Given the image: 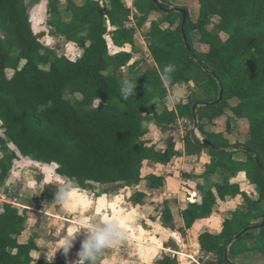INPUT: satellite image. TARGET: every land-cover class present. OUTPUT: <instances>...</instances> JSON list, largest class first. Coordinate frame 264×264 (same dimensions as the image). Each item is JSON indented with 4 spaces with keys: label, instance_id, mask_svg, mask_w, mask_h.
I'll return each mask as SVG.
<instances>
[{
    "label": "trees",
    "instance_id": "trees-1",
    "mask_svg": "<svg viewBox=\"0 0 264 264\" xmlns=\"http://www.w3.org/2000/svg\"><path fill=\"white\" fill-rule=\"evenodd\" d=\"M44 1L48 34L74 44L80 55L71 61L41 43V35L31 27L27 0H0V147L6 151L10 144L23 158L55 165L57 176L75 178L81 189L91 183L132 186L140 181L144 160L167 164L175 154L169 139L162 152L145 147L142 138L148 126L154 121V126L166 128L177 117L191 118L192 106L197 104V129L211 146L188 140L187 154L206 149L214 161L202 176L224 175L208 188H197L198 200L180 212L184 228L209 218L217 201L240 196L241 208L223 220L219 233L197 236L200 252L212 255L200 264H234V256L263 254L264 226L235 237L259 225L264 213V0H195V19L180 8L186 12L184 21L170 7V0H132L133 11L124 0L103 4L84 0L81 5L67 0L64 6L57 0ZM153 13L162 17L150 23L144 39L155 68L131 70L124 79L105 74L117 72L131 60L129 53L109 55L105 37L116 47L132 46L136 31ZM212 17L218 22L213 23ZM131 19L133 26H129ZM195 36L205 51L195 48ZM167 65H174L175 71L166 76ZM125 79L137 86L126 100L121 91ZM189 82L197 87V96L176 104L175 111H159L158 103L168 89ZM220 90L219 104L211 105ZM66 93L71 99L65 98ZM96 98L99 107L94 106ZM226 112L246 122L244 142L227 139L228 125L206 131ZM236 152L242 159H235ZM18 155L10 152L0 159V185ZM239 173L254 188L255 198L230 183V177ZM148 180L151 188L162 186L161 178ZM143 199L137 193L131 202L142 204ZM163 216L165 221L170 219L167 208ZM25 220V214L12 205L0 206V264H66L32 258L34 241H19ZM175 263L168 257L158 262Z\"/></svg>",
    "mask_w": 264,
    "mask_h": 264
},
{
    "label": "crops",
    "instance_id": "crops-1",
    "mask_svg": "<svg viewBox=\"0 0 264 264\" xmlns=\"http://www.w3.org/2000/svg\"><path fill=\"white\" fill-rule=\"evenodd\" d=\"M57 1L59 5H61L62 2L64 6L67 0L64 1L57 0ZM72 1L76 5H81L83 4L84 0H72ZM98 1H100V3L103 4L104 0L103 1L98 0ZM124 2L128 6V8H130L133 11L132 0L130 4L126 3L125 0ZM42 3L46 5V2L44 0H40L36 4L39 5ZM28 13L31 23L32 18L30 15L31 13L30 10ZM151 17L152 14L149 16L147 22H145L143 27L136 31L134 36V41L136 38V34L140 35L141 32L145 35L149 30L150 23L152 21H156V20H152ZM46 19L44 20L45 24H46ZM40 25L41 23L39 24L37 23L36 27L39 28ZM129 26H133L132 19ZM31 27H32V23H31ZM110 29L111 28L108 27V30ZM33 32L34 34L41 35L40 38L43 37L42 35L43 32L39 33L38 31V33H36V31L34 30ZM58 38L64 40L61 37ZM141 39H142L141 40L142 44L146 46L145 39L144 38ZM105 40L107 42L109 55L113 56L121 52L129 53L131 55L130 62H132L133 45L132 46L124 45L123 47L119 48L112 44L109 36H106ZM108 41L110 42L111 45H108ZM67 44H71L75 46L72 43H67ZM148 47H145L144 52L145 51L149 52ZM130 62L127 65H131L132 63ZM190 83L191 82H189L188 84ZM171 90L172 92L175 93V90L180 91L181 88L179 85L174 86L173 88L168 89V94H170ZM163 102L164 100L162 101V103ZM164 104H159V111H163V110L175 111V105L166 108ZM192 118H193V113L191 118L177 117L176 121L173 124L167 126L166 128L156 127L154 125L148 126V132L142 138L145 147L151 148L155 152H162L166 147V141L169 139L173 144V149L175 154L167 164H159L152 160H144L141 163L140 181L136 185L128 186L123 183L98 185L91 183L89 188L83 189V192L78 194L80 196H83L82 197L83 199L81 201L80 200L78 201L80 204L78 211L76 210V208L75 209L73 208L74 210L73 209L65 210V208L64 211L58 210V214H57L58 219L53 218L56 216L50 213H45L43 211H38V210L36 211L40 214L41 213L44 214L43 215L44 217H48L45 219H52L55 221H59L74 228L84 227V225H80L77 223L78 217H83L89 223H95V222H103V220L109 219L108 215L112 213L119 215L117 219L120 220L123 226L125 232V238L119 241L118 243H116L114 246L105 249L97 257L96 264H158V262L161 261L163 257H168L172 260H175L176 262L175 264H200L201 260L204 261L207 258H211L212 255L206 256L204 253L200 252L199 245L197 242V236L202 232H209L211 234L219 233L221 231V224L223 220L225 218H229L230 215L237 208H241L243 201L240 196H236L235 198L228 199L226 201H217L216 208L209 218L196 221L190 229L184 228L183 221L180 216V212L186 208L188 203H194L198 200V194H197L198 187L205 188L207 181L213 180L214 178L218 177L219 174L217 172L214 175H210L206 177L202 176L205 167L209 164H212L214 161V159L210 156V154L206 149H201L198 155L187 154L188 140L190 139L191 142H198L201 144L200 139L202 138L198 139L199 136L201 135L198 132V129L194 127L195 129L192 132V135H190L189 139L187 138L188 139L187 140L186 127L182 128V133H180V130L177 129L176 123L180 122L181 120H186V121L192 120ZM197 132L199 133L198 135L196 134ZM180 134L182 135L180 136ZM193 139L195 141H193ZM196 139H198V141ZM234 154H235V159H242V157L240 158L238 157L239 155H241L238 152ZM19 157L21 156L18 155V158ZM38 164L44 165L41 163ZM46 166H51V165H46ZM151 176L156 178H161L162 186L158 188H151L148 180L149 177ZM225 176H229V174ZM230 183L237 184L241 192L249 196H252L254 198L256 197L254 188L246 181L243 173H239L235 177H230ZM137 193L144 195L142 204H135L131 202V197ZM2 204L3 203H0V206ZM122 204H124L125 207L127 208H132L133 210L143 208L142 216H137V217L132 216L131 218L130 217L124 218V216L121 214L120 211L122 208L121 206ZM160 205L164 209L167 208L169 211L170 219L168 221H165V217L163 216L164 209L161 212L163 221L168 225H170V230H168L167 232L166 230L163 231L166 233L170 232V236L174 239V243H175L174 248L164 243L163 237L161 236L157 238L156 236L152 237L150 236V231H148L149 224L150 223L152 224V222L150 221L152 217L151 209L154 211L155 209H158ZM115 206L118 208V210H116ZM125 210L127 209L125 208ZM227 213H230V215L226 216ZM32 214L35 215L34 212L27 213L24 231L19 237V241L21 243H26L30 239L34 241L36 245V250L31 253L32 258L34 260H44L51 263L65 262L66 264H73V262L78 260L77 253L74 254V252H78L80 249L77 250L71 249L68 256L65 257L62 250L58 252L55 251L54 245L57 239L55 241L54 239L49 238L47 239L48 243L44 245L42 236H40L36 231H33L31 233V231L29 230L31 226L29 227L28 224L30 221L29 216ZM46 215L53 217H49ZM44 217L39 216L38 218L39 222ZM186 236H190V238L193 239L192 251L187 250L188 241H186L187 240ZM39 253L41 254L38 255ZM199 255H200V259L196 260V256ZM231 261L234 264H264V253L262 254V253L248 252L232 257Z\"/></svg>",
    "mask_w": 264,
    "mask_h": 264
},
{
    "label": "rangeland",
    "instance_id": "rangeland-1",
    "mask_svg": "<svg viewBox=\"0 0 264 264\" xmlns=\"http://www.w3.org/2000/svg\"><path fill=\"white\" fill-rule=\"evenodd\" d=\"M64 1V0H60ZM103 1V0H102ZM101 1V2H102ZM126 3L130 4L131 0H125ZM170 7L171 8H183L187 9L191 18L195 19L198 6L195 0H170ZM27 3H29V10L30 15L32 18V27L33 30L36 31V33L43 32V37L40 38V41L42 44H44L46 47H49L57 56H65L67 59L74 61L79 56V50L71 45L64 42V40L59 39L58 36H49L48 31L49 28L45 24L44 20L47 17L46 14V5L44 3L37 5L35 1L27 0ZM36 4V6H35ZM61 5L63 3L61 2ZM63 12V10H62ZM46 14V17H45ZM162 17L161 13H153L151 19L152 20H159ZM213 23L218 22L217 17L211 18ZM41 23L39 28L36 27V24ZM144 38V34L140 32V35L136 34V38L134 41V44L132 46V53H133V60L132 63L133 66L130 67V65H127L123 68H120L117 72H113L111 70L107 71L105 74L113 75L117 77L118 79H124L126 78L131 70L138 69L140 72H143L146 69H153L155 68V65L153 63V59L151 58L149 52L145 51V47H148V43L146 42V46L142 44V39ZM108 39V38H107ZM197 36L194 38V46L199 51H205V47L201 44H199L197 41ZM222 39H224V36H222ZM108 45H111L108 41ZM109 53V51H108ZM131 64V65H132ZM44 69H47V67H43ZM7 75H11V71H7ZM129 77V76H128ZM127 77V78H128ZM181 90L177 91L175 90V93L170 91V94L167 93L166 98H164V102L160 101L159 104H164L165 107H171L172 105H176L177 103H183L186 102L192 97V95H198V89L194 86L193 83L190 84H183L179 85ZM78 98V96H75ZM66 99H71V97L66 93L65 94ZM234 104V102H232ZM229 127V132L227 135V139H229L230 142L240 141L244 142L248 136V126L246 122L235 119L230 112H226L221 118L215 120L214 123L209 124L205 127L207 132H212L216 130H224L226 127ZM186 127V139H189V136L192 135L193 130L188 127V124H182V128ZM199 134L198 132L196 133ZM0 137L3 138L2 130L0 129ZM202 138L205 139L203 136H199L198 139ZM187 139V140H188ZM198 139H196L198 141ZM190 140V139H189ZM193 141H195L193 139ZM6 151L0 147V159L3 157V155L8 154L10 152H14L18 155L15 148L7 144L5 147ZM239 158L242 157L241 155L238 156ZM56 166H46V165H40L38 163L32 162L28 159H24L19 157L16 161L12 163V169L10 173L8 174L7 178L4 180L3 184L0 185V194L6 195V197L14 199V207L18 209L19 212H23L26 217L27 213L34 212L35 215H30L29 219V227L31 233L33 231H36L40 236H42L43 241H47V239L52 238L56 241L58 237L55 235L57 227H60L61 229V235H63L69 228H74L69 225H66L64 223H61L59 221H55L52 219H45L48 217H44V214L38 213V211H43L45 213H50L56 217H53L55 219L57 218L58 210L64 211V208L61 207L59 204L52 203L54 200V192L57 190V188L60 186L62 182V177H59L55 173ZM223 172L218 174V177L214 178L213 180L207 181V184L205 188L210 187L213 183L220 182V179L223 177ZM256 193V192H255ZM257 196V194H256ZM83 196L77 195L70 208L68 209H75L78 211L80 204L79 200L81 201ZM77 201V202H76ZM121 214L125 217H132V216H142L143 208L133 210L132 208L125 207L124 204L121 205ZM116 210L118 208L115 206ZM125 208L127 210H125ZM73 209V210H74ZM163 207L160 205L158 209H155L154 211L151 209V222L149 224L150 236L154 237L156 236L163 237L164 243L170 245L174 248V239L170 236V232L166 233L168 230H170V225L165 223L163 221V218L161 216V212L163 211ZM67 210V209H65ZM125 210V211H124ZM72 211V210H71ZM73 215V214H71ZM230 213H227L226 216H229ZM39 216H42V220H38ZM84 216V215H83ZM89 216V215H88ZM109 219H117L119 215L112 213L108 215ZM73 219V218H72ZM61 220V219H59ZM63 221V220H61ZM166 230V232L164 231ZM25 237V236H24ZM84 238V235L81 234L77 240L74 242V246L72 249H80V241ZM186 241L188 244L187 250L192 251V238L190 236H186ZM22 241V240H21ZM45 245V244H44ZM47 246V245H46ZM47 249V248H46ZM185 252V251H184ZM77 252H74V254ZM73 255V254H72ZM38 258V257H37ZM36 259V258H35ZM200 259V255L196 256V260Z\"/></svg>",
    "mask_w": 264,
    "mask_h": 264
},
{
    "label": "clouds",
    "instance_id": "clouds-1",
    "mask_svg": "<svg viewBox=\"0 0 264 264\" xmlns=\"http://www.w3.org/2000/svg\"><path fill=\"white\" fill-rule=\"evenodd\" d=\"M175 71L174 65H167L164 73L170 74ZM136 83L128 79L122 82V94L126 100L128 96L136 92ZM100 100L96 98L95 107H99ZM154 125V121H153ZM83 192L78 181L75 178H62V182L54 192V200L52 203L59 204L61 207L68 209L71 207L74 198ZM77 223L84 225L83 228H69L61 235L60 227H57L55 235L58 237L55 242V251L62 250L65 257L68 256L70 250L74 246L77 238L83 234L84 238L80 241V250L77 252L78 260L73 264H96L97 257L105 250L114 246L125 238L123 226L118 219H105L103 222L89 223L83 217L77 218ZM48 242L45 241L44 244ZM39 253L38 255H40Z\"/></svg>",
    "mask_w": 264,
    "mask_h": 264
},
{
    "label": "water",
    "instance_id": "water-1",
    "mask_svg": "<svg viewBox=\"0 0 264 264\" xmlns=\"http://www.w3.org/2000/svg\"><path fill=\"white\" fill-rule=\"evenodd\" d=\"M175 11H176L177 13H180V14L183 16V21L186 19V12H185V10L180 9V8H175ZM168 12H169V11H166V13H168ZM184 43H185V46L187 47L186 42H185V39H184ZM221 97H222V91L220 90V91H219V94H218V99H217L214 103H212L211 105H218L219 102H220V100H221ZM196 108H197V104H194V105L192 106V112H193V120H194V126H195V128H197V117H196V115H195V110H196ZM201 144H202L203 146H208V147L211 146L210 142L207 141V140H205V139L202 140ZM255 161H256V163H258L257 159H255ZM260 169H261V167H260ZM263 226H264V213H263L262 221H261V223H260L259 225L244 229V230L241 231V232H240L235 238L238 239V238H239L240 236H242L243 234H245V233H247V232H249V231H251V230H258V229H260V228L263 227ZM226 257H227V256H226Z\"/></svg>",
    "mask_w": 264,
    "mask_h": 264
},
{
    "label": "built area",
    "instance_id": "built-area-1",
    "mask_svg": "<svg viewBox=\"0 0 264 264\" xmlns=\"http://www.w3.org/2000/svg\"><path fill=\"white\" fill-rule=\"evenodd\" d=\"M182 124H188V127H190V129H192L194 131V120L192 118V120H181L180 122H177L176 125H177V129L180 130V133H182ZM1 125V124H0ZM182 134H180L181 136ZM203 139H200V142H202ZM15 200L14 199H11V198H8L6 197V195L4 194H0V203H6V204H10L12 206H14V202Z\"/></svg>",
    "mask_w": 264,
    "mask_h": 264
}]
</instances>
